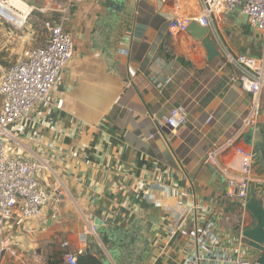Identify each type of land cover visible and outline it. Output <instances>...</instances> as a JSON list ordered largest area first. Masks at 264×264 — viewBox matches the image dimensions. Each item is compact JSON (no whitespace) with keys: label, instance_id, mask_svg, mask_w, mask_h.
Listing matches in <instances>:
<instances>
[{"label":"crops","instance_id":"1","mask_svg":"<svg viewBox=\"0 0 264 264\" xmlns=\"http://www.w3.org/2000/svg\"><path fill=\"white\" fill-rule=\"evenodd\" d=\"M171 6L84 0L69 8L73 57L50 107L35 105L13 124L8 144L11 156L41 163L50 200L38 218L14 214L0 231V264H65V252H79L78 264H190L195 255L196 264H229L237 254L257 256L240 237L255 220L225 193L238 147L253 153L254 192L264 183V85L257 121L244 127L252 99L238 72L221 58L209 63L187 32L169 34ZM234 13L215 22L222 41L235 55L264 58L262 37L245 32ZM32 18L16 29L0 16L1 73L46 43L35 42L44 21L32 25ZM209 35L220 53L212 28ZM166 80L160 91L153 84ZM177 107L186 123L157 133ZM208 222L215 243L195 233ZM176 228L188 235H170Z\"/></svg>","mask_w":264,"mask_h":264},{"label":"built area","instance_id":"2","mask_svg":"<svg viewBox=\"0 0 264 264\" xmlns=\"http://www.w3.org/2000/svg\"><path fill=\"white\" fill-rule=\"evenodd\" d=\"M84 0H67V6L59 12L57 17L47 19L43 23L46 31V43L31 49L23 58L11 65L6 71L0 72V231L7 226L14 214L23 222L38 218L44 206L50 200V194L39 183V175L44 167L35 160H25L13 157L8 152V144L14 140L16 133L11 127L35 105L44 109L50 107V95L55 88L62 71L68 66L74 53V43L71 33L67 30L69 8L73 4H80ZM162 3L167 0H161ZM172 16L168 21V31L171 35L186 33L191 22L200 27L213 29L221 46L220 63L238 72L240 88L251 95L248 116L244 120V127L254 125L260 109V93L264 85V58H254L233 54L222 41L216 27V20L226 18L240 7V12L247 19L248 25L256 30L264 41V0H171ZM25 11H20L10 5V0H0V10L11 12L17 16L19 23L5 20L16 29L24 27L27 17L34 7L24 4ZM170 80L154 81L157 90H162ZM62 102L55 104L61 109ZM187 121L186 113L181 108H172L168 116L159 124L157 133L167 129L169 133L179 130ZM230 146V145H229ZM237 169L236 176L228 175V190L225 193L227 201L245 206L249 199L250 189L255 183L253 172V153L243 148H236ZM256 197L264 205V189L262 182H258ZM213 223L208 222L201 232H197L198 239L208 238L215 243V235L211 232ZM91 231L94 229L91 227ZM187 236L185 229L170 230V235ZM242 233V232H241ZM240 237L242 238L241 234ZM243 239V238H242ZM68 243L64 242L62 248ZM78 253L65 252V264H78ZM196 256L190 264L199 262ZM229 264H258L255 259H249L237 254L229 259Z\"/></svg>","mask_w":264,"mask_h":264},{"label":"water","instance_id":"3","mask_svg":"<svg viewBox=\"0 0 264 264\" xmlns=\"http://www.w3.org/2000/svg\"><path fill=\"white\" fill-rule=\"evenodd\" d=\"M2 13L6 14L5 11H2ZM186 32L195 41L201 44L205 50L206 59L209 63L220 58L218 48L210 37L209 30L207 28L200 27L196 22L193 21L188 25ZM164 132L169 133L167 129H164ZM244 209L255 220V226L243 231L241 236L247 243V247L257 253L255 261L258 264H264V205L262 201L256 197L253 187L250 189L249 199L246 202Z\"/></svg>","mask_w":264,"mask_h":264},{"label":"rangeland","instance_id":"4","mask_svg":"<svg viewBox=\"0 0 264 264\" xmlns=\"http://www.w3.org/2000/svg\"><path fill=\"white\" fill-rule=\"evenodd\" d=\"M21 2H23L24 4L30 6V7H35L34 10L32 11V19H31V23L32 25H34V23H38V21L43 20L44 22L47 19L50 18H54L57 17L59 14L58 9H60V11L67 6V0H20ZM39 9H47L46 12H39ZM235 15V19L236 22L238 23L239 26H243L245 32H247L249 35L253 36V35H257L258 32H255L247 23V19L241 14L240 12V7L236 8L235 13L233 14ZM41 17H43L41 19ZM12 31H16L15 29H13L10 25H7ZM39 29V26L37 27V35L35 37V42L41 43L44 41L47 33L46 31L43 29ZM259 35V34H258ZM261 36V35H260Z\"/></svg>","mask_w":264,"mask_h":264},{"label":"bare ground","instance_id":"5","mask_svg":"<svg viewBox=\"0 0 264 264\" xmlns=\"http://www.w3.org/2000/svg\"><path fill=\"white\" fill-rule=\"evenodd\" d=\"M10 5L20 11H25L24 5L20 0H10ZM2 11L5 10H0V16H2L5 19L12 20V22H14L15 24L19 23V20L17 19V16L15 14L11 13L10 11L9 12L5 11L6 14H4L2 13Z\"/></svg>","mask_w":264,"mask_h":264},{"label":"trees","instance_id":"6","mask_svg":"<svg viewBox=\"0 0 264 264\" xmlns=\"http://www.w3.org/2000/svg\"><path fill=\"white\" fill-rule=\"evenodd\" d=\"M77 263H79V260L77 259Z\"/></svg>","mask_w":264,"mask_h":264}]
</instances>
